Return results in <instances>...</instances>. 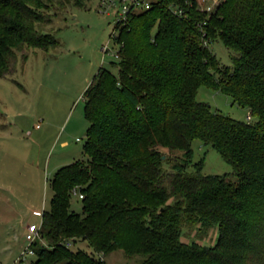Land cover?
<instances>
[{"label":"trees","instance_id":"trees-1","mask_svg":"<svg viewBox=\"0 0 264 264\" xmlns=\"http://www.w3.org/2000/svg\"><path fill=\"white\" fill-rule=\"evenodd\" d=\"M174 2L189 5L151 0L116 22L118 73L100 67L84 93L86 159L52 177L30 264H108L116 250L142 256L138 264H264V0H220L210 13L191 2L187 16L172 11ZM74 6L86 0H0V77L17 71L20 54L59 46L44 26ZM217 41L234 52L232 67L210 48ZM203 85L255 120L198 101ZM195 139L215 148L237 179L203 173ZM77 186L81 213L71 204ZM183 226H216L218 240L185 242ZM82 240L97 257L66 246Z\"/></svg>","mask_w":264,"mask_h":264},{"label":"rangeland","instance_id":"rangeland-1","mask_svg":"<svg viewBox=\"0 0 264 264\" xmlns=\"http://www.w3.org/2000/svg\"><path fill=\"white\" fill-rule=\"evenodd\" d=\"M219 1L191 2L199 9V5L216 8ZM101 3L86 0L85 7L74 6L54 16L51 25L44 27L56 31L59 46L49 52L31 49L26 59L21 55L27 51L20 54L17 71L0 77V264H16L21 257L28 244V226L40 224L44 209L50 208V181L55 172L86 159L89 122L84 93L100 67L118 73V67L111 64L118 53L112 39L118 17L114 11L103 12ZM210 48L221 64L233 66L234 52L222 42H213ZM197 100L234 119L255 120L248 119L249 109L219 89L203 85ZM192 146L194 162L204 160L203 173L229 174L237 179L232 165L215 148L200 139ZM71 204L74 211L82 212L78 196L72 197ZM182 239L213 245L218 240V227L204 231L199 226H183ZM71 248L98 256L83 240L73 242ZM32 258L27 255L26 264ZM142 260V256H126L123 250L106 258L108 264H138Z\"/></svg>","mask_w":264,"mask_h":264},{"label":"built area","instance_id":"built-area-1","mask_svg":"<svg viewBox=\"0 0 264 264\" xmlns=\"http://www.w3.org/2000/svg\"><path fill=\"white\" fill-rule=\"evenodd\" d=\"M186 2L187 4H189L188 6H182L181 4L176 2L172 3L170 5L172 11L177 15L187 16V10L189 9V6H191L193 3H191V0H186ZM150 6L151 0H102V3L100 5L103 12L110 13V11H114V14L118 17L117 22H125L132 12L143 11L149 9ZM213 8L212 6H209L207 8H201V6L199 5V9L207 11V13L212 12L215 9ZM118 56V53H115V57L118 58ZM247 117L249 120L251 119L250 114H248ZM72 194L73 196H78L80 199L84 198V194L80 192V188L78 186L73 188ZM41 229L42 221L40 224L33 223L28 226L26 233V240L28 244L23 250L21 257H19V260L18 262H16V264H26L28 262L27 255L30 254L33 256L35 254V251L33 250L32 246L37 240L42 238ZM72 245V241L66 242L67 247L71 248Z\"/></svg>","mask_w":264,"mask_h":264}]
</instances>
